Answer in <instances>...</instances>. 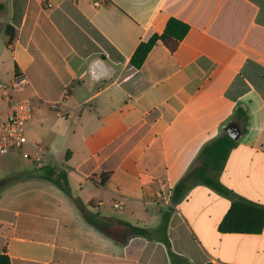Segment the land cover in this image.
<instances>
[{
	"label": "crops",
	"instance_id": "0c3cea01",
	"mask_svg": "<svg viewBox=\"0 0 264 264\" xmlns=\"http://www.w3.org/2000/svg\"><path fill=\"white\" fill-rule=\"evenodd\" d=\"M170 17L190 26L178 48L158 42L132 67L139 43ZM1 33L0 111L17 100L7 90L17 72L32 107L27 145L0 156L2 179L12 176L0 188L10 264H160L157 255L170 264L164 212L170 249L189 264H264V226L219 232L230 198L198 184L170 201L203 145L232 126L240 136L218 181L264 206V0H0ZM40 145L44 166L65 170L69 195L25 168ZM72 198L150 238H108Z\"/></svg>",
	"mask_w": 264,
	"mask_h": 264
},
{
	"label": "trees",
	"instance_id": "16d2710c",
	"mask_svg": "<svg viewBox=\"0 0 264 264\" xmlns=\"http://www.w3.org/2000/svg\"><path fill=\"white\" fill-rule=\"evenodd\" d=\"M11 29L9 25L5 28L8 44H10L13 39V33L10 32ZM189 29L190 26L186 22L175 17H170L160 34H153L146 41L139 43L130 58V65L136 69L140 68L150 50L158 42L170 52L175 51ZM240 112V109H236L235 111L236 114ZM244 131L245 129L242 130V133H244ZM236 144L237 141L231 139L225 131L222 130L216 138L203 145L188 171L174 186L170 201L172 204H178L185 197L189 188L194 185L200 184L207 186L214 192L231 199L227 212L219 222V232L258 234L262 231L264 226V206L235 197L217 178L229 151L235 147ZM106 175H109V173H106ZM37 177L52 182L60 190L69 195L67 190L68 182L64 169L46 165L38 169ZM3 185V183H0V188ZM72 200L78 206L86 220L98 232L120 244H124L127 239L131 237L150 238L149 231L146 228L134 226L115 218L102 219L97 215L85 212L86 207H84L79 200L74 198H72ZM168 218L169 213L164 212L158 229L161 231L160 242L164 244L167 250L170 264H189L185 258L175 254L170 249V242L165 233ZM0 264H10L9 257L5 253H0Z\"/></svg>",
	"mask_w": 264,
	"mask_h": 264
},
{
	"label": "built area",
	"instance_id": "2783aa9c",
	"mask_svg": "<svg viewBox=\"0 0 264 264\" xmlns=\"http://www.w3.org/2000/svg\"><path fill=\"white\" fill-rule=\"evenodd\" d=\"M47 6L50 7L48 3ZM27 84L26 76L22 72H17L13 76L11 87L14 92H21L25 90ZM31 118L32 107L27 99L15 100L5 111H0V156H5L27 145L26 132ZM33 150L35 155L32 161L37 169H41L44 167L45 149L42 146H35ZM113 207L121 210L123 205L113 203Z\"/></svg>",
	"mask_w": 264,
	"mask_h": 264
},
{
	"label": "rangeland",
	"instance_id": "374dc122",
	"mask_svg": "<svg viewBox=\"0 0 264 264\" xmlns=\"http://www.w3.org/2000/svg\"><path fill=\"white\" fill-rule=\"evenodd\" d=\"M5 40H6V37L4 36L3 33H1L0 34V52H2L3 49L5 48ZM7 90L11 92V83H8L7 84ZM16 96H17L16 97L17 100L26 99V96H25V93L24 92L16 93ZM32 105L34 106L33 103H32ZM34 155H35V153H33V156ZM43 162H45L44 159H43ZM10 165H11V167L8 165L10 168H13V169L14 168H19L18 167L19 166V162H14V163H12ZM24 165H25V168H27V169H32V170L33 169H36V170H38L35 167L33 161L27 160L26 158H24ZM3 166H5V165H3ZM1 171H2V169H0V179H2V177H1L2 172ZM11 180H12V176H9V177H6V178L0 180V183H3V184H6L7 183V184H9L11 182ZM92 210L93 211H96L97 209H92ZM98 211H99V209H98ZM106 212H108V213H117L119 211H113V210H111V208H109L108 211H106ZM72 223L73 224H81V223H83V220H81V217L76 218V219L74 218V219H72ZM98 235H100V234L98 233ZM101 237H103V236H101ZM156 259H157V262L158 263H160V264H163L164 263L163 258H161L160 256L157 255L156 256Z\"/></svg>",
	"mask_w": 264,
	"mask_h": 264
},
{
	"label": "water",
	"instance_id": "95a60500",
	"mask_svg": "<svg viewBox=\"0 0 264 264\" xmlns=\"http://www.w3.org/2000/svg\"><path fill=\"white\" fill-rule=\"evenodd\" d=\"M224 131L233 140H237L240 136L239 132L232 126L225 127Z\"/></svg>",
	"mask_w": 264,
	"mask_h": 264
}]
</instances>
